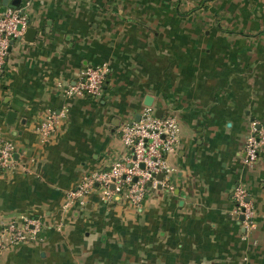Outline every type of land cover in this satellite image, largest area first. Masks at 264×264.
Instances as JSON below:
<instances>
[{"label": "crops", "instance_id": "1", "mask_svg": "<svg viewBox=\"0 0 264 264\" xmlns=\"http://www.w3.org/2000/svg\"><path fill=\"white\" fill-rule=\"evenodd\" d=\"M25 3L34 33L0 75V136L17 160L0 172V230L22 218L43 230L0 250V264H264V145L252 165L242 153L251 124L264 129V0H0V14ZM101 64L100 100L66 97ZM146 97L179 125L172 192L158 185L136 208L95 190L64 211L84 175L124 157L119 128ZM237 184L256 210L250 233L234 215Z\"/></svg>", "mask_w": 264, "mask_h": 264}, {"label": "built area", "instance_id": "2", "mask_svg": "<svg viewBox=\"0 0 264 264\" xmlns=\"http://www.w3.org/2000/svg\"><path fill=\"white\" fill-rule=\"evenodd\" d=\"M28 6L29 4L25 3L17 9L0 14V75L5 69L10 43L13 42L14 45L20 41L29 27ZM108 71L107 64L87 67L79 73L74 85L66 89V97L77 96L100 100L104 94ZM138 115V121L123 123L119 128V140L126 151L124 157L111 164L108 169L92 171L84 175L77 187L66 194L62 204L64 211H68L75 204L83 206V199L95 190L105 202L118 196L119 199L136 208L142 204L149 191L155 190L158 185L172 192V187L163 180L173 171L167 163V157L177 147L179 125L171 115L156 117L152 107H143ZM54 125V119L42 125L40 131L42 143L48 141L51 132L54 131ZM263 145L264 129L253 122L242 148L246 165L258 161ZM16 169L15 145L0 136V172L12 173ZM158 175L163 176L161 182L156 180ZM148 183L150 187L147 186ZM111 186H114L113 190ZM232 202L234 215L240 220L244 231L250 233L256 226V210L245 185L235 186ZM42 230L38 218H22L20 222L5 223L0 230V250L22 243L36 242L40 240Z\"/></svg>", "mask_w": 264, "mask_h": 264}, {"label": "water", "instance_id": "3", "mask_svg": "<svg viewBox=\"0 0 264 264\" xmlns=\"http://www.w3.org/2000/svg\"><path fill=\"white\" fill-rule=\"evenodd\" d=\"M6 3H7V1H5V4H6ZM13 4H14V5H17V2H14ZM33 33H34L33 30L28 29V30L26 31L25 36H27V35H29V34L32 35ZM25 36H24V37H25ZM12 46H13V42L10 43V46H9V48H8V53H10V51L12 50ZM152 102H153V99H152L151 97H146V98L144 99V107H149V108H151V107H152ZM155 116L158 117V118H161V117H162V112H160V111H155ZM138 119H139V115L136 117L135 121H138ZM162 179H163V176H162V175H158V176H156V180H157V181L161 182ZM147 186L150 187V186H151L150 183H148ZM110 188H111V190H113L114 186H111ZM160 188H161V187H157V189H160ZM114 198L119 199L118 196H115ZM241 219H242V218H241Z\"/></svg>", "mask_w": 264, "mask_h": 264}]
</instances>
